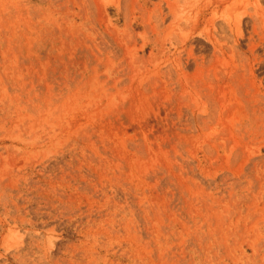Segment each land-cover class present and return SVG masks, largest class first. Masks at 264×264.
Here are the masks:
<instances>
[{"label": "rangeland", "instance_id": "1", "mask_svg": "<svg viewBox=\"0 0 264 264\" xmlns=\"http://www.w3.org/2000/svg\"><path fill=\"white\" fill-rule=\"evenodd\" d=\"M0 264H264V0H0Z\"/></svg>", "mask_w": 264, "mask_h": 264}]
</instances>
